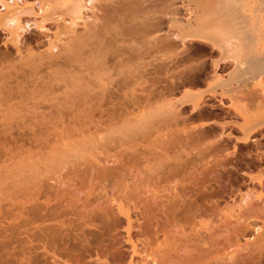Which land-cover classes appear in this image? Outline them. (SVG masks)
<instances>
[{
	"label": "bare ground",
	"instance_id": "obj_1",
	"mask_svg": "<svg viewBox=\"0 0 264 264\" xmlns=\"http://www.w3.org/2000/svg\"><path fill=\"white\" fill-rule=\"evenodd\" d=\"M1 4L5 10L0 11V28L6 32L4 45L11 48L8 55L0 56L1 233L13 229L23 235L40 264L41 255L53 254L51 247L64 237L65 209L74 213L59 197L67 185L64 179L89 177L103 192V197L97 196L99 207L111 210L104 219L126 223L125 235L117 244L122 252L126 250L128 264H175L165 257L166 251L153 252L138 238L146 234L137 231L143 228L142 220H149L148 198L169 210L175 224L190 227L186 236L195 241L191 252L200 256L190 264H264V244L250 249L251 242L239 245L226 258L214 257L215 237L209 240L204 234L212 231L219 216L217 199L196 197L197 183L179 179L184 165L162 164L171 149L180 148L189 156L197 150L190 146L194 134L198 137L193 132L197 126L189 128L187 111L200 116L208 102L203 100L205 90L199 89L200 73L191 66L197 59L189 56V46L217 54L211 58L214 68L229 64L226 68L232 69L226 72L228 84L216 71L220 77L211 84L212 73L205 72L210 83L206 94L215 98L216 88H227L221 96L231 103L219 94V104L243 121L232 122L242 136L227 133V141L219 142L229 146L236 139L262 149L253 136L264 130V0H9ZM33 31L36 36L28 37ZM241 86L244 89L239 91ZM248 97L251 106L246 100L243 103ZM201 124L205 127L209 122ZM102 134L109 135L108 141H102ZM238 149L234 145L232 150ZM127 151L129 159L145 162L143 178L130 179L121 164L120 157ZM263 180L257 175L247 180L258 184V192L247 182H228L231 189L242 192L244 208L253 196L264 203ZM243 187L248 188L244 193ZM125 205L129 209L123 210ZM86 209L78 208L80 218L74 221L94 229L95 216ZM260 213L264 214V206L258 214L233 217L238 240L249 231L253 218L263 224L255 229L263 234ZM84 232L69 237L78 241L83 237L89 243ZM248 249L255 258L238 260ZM105 256L96 263L108 264Z\"/></svg>",
	"mask_w": 264,
	"mask_h": 264
},
{
	"label": "rangeland",
	"instance_id": "obj_2",
	"mask_svg": "<svg viewBox=\"0 0 264 264\" xmlns=\"http://www.w3.org/2000/svg\"><path fill=\"white\" fill-rule=\"evenodd\" d=\"M1 1H9V0H0V11L3 12L5 10V7L1 4ZM35 34L36 31H33V33L31 34L29 33L27 34V36L30 37ZM5 40H6V32L0 28V56L2 57L4 56V54L6 55V53L8 55L9 52L11 51V48L8 49L4 45ZM196 48L197 47L189 46L190 49L189 56L193 59L194 57L197 59V60L192 59L193 63L191 65L192 68L193 66L194 67L196 66L194 68L195 69L194 72L197 74L199 73V65H198L200 63L199 57L200 55L203 54L206 55L207 51L205 53V50L203 51V49H199L200 50L199 51ZM197 52H200L201 54L199 53L198 55ZM194 53H196V55L192 56L194 55ZM213 54L212 55L209 54V57L210 55H211L210 58L217 56V54H215L216 56L215 55L213 56ZM262 55H264V53H262ZM4 60L6 61V59ZM223 66L224 65L221 64L218 67L214 68L212 65L210 71L213 70V68L215 70L211 71L210 73L213 74L216 71V73L220 75L219 71L220 68ZM230 70L232 71V69ZM212 74L210 76L212 79L211 84H213L218 79V77H220L218 75L217 77L215 73L213 75ZM230 75L231 74H229V76ZM221 76H222L221 79H225L226 83L228 84L227 73L225 75L221 74ZM236 83L237 82H233V85L235 86ZM232 86H230L231 91L235 90L236 87L240 85H237L236 87L233 86V88ZM242 86H241L242 89L239 87L238 90L239 89L243 90L244 86L243 87ZM218 89L217 88L215 89L216 93H218V95H216L215 98L209 97V95L206 94L209 88L205 90L206 92L203 91L205 94L203 96V100H205L206 102L208 101L207 103H205L204 101V103L206 104V105L204 104L205 105L204 107L207 110H209L211 113H213L216 107L211 106L209 104L210 102L212 104L213 103L218 104V101L216 100L217 98L218 99L221 98V100L227 103L230 102V99H224L221 96L222 92L227 91L228 89L225 87L222 88V91L219 87ZM219 94L221 96L220 98L217 97L219 96ZM178 96L181 97L182 96L181 93ZM243 100H244L243 103L246 100L247 102L250 103V104L248 103L250 106L253 105L251 104L252 101L250 98H246V99L244 98ZM247 102L245 103L246 105ZM256 102H258V100ZM207 105L209 106L207 107ZM255 107H257V104ZM255 107L252 106L253 109H256ZM229 112L232 111L229 110ZM187 114L190 116V120H191L188 122L190 123L189 128L191 129L193 127L192 124L193 125L195 124L197 126V129L194 130L193 132L198 134V137L194 133H192L194 134L195 137L194 140H192V142L194 141L193 144L191 145L192 142L190 143V146L195 147L197 150L192 151L190 153L191 154L190 156L189 154L188 155L184 154L180 148L174 150L171 149V151L167 150V152L168 151L170 152L166 153L167 155L164 157L166 162L165 160L164 162L162 161L161 162L162 164L164 163V165L172 164L178 168L184 165L183 171L185 173L182 176H179V179L182 178H184V180L189 179L191 182L194 181L197 183V189L193 190L195 192L194 194L197 195L196 197L199 198L200 196L203 195L209 200H213L214 197L217 199V203L219 205V211H220L219 216L214 218L213 221L214 228L212 229V231L204 234L206 239L209 240L211 235L212 237H215L214 246H213L215 250L212 251L211 253L213 254L214 257H217L218 260H220L222 258H226L228 254L235 252L238 249L239 245L245 246L247 243L251 242L253 243V245L248 246V248L250 249L257 247L259 245H263L264 232L262 235H258L259 233H257V231L255 230L257 229V227H262L263 224H261L260 222L256 224L257 222L255 223L254 218L251 219L250 220L251 228L249 227L248 229L249 231H247V233H245L244 236L243 235L240 236L241 238L239 237L238 240L236 234L234 233L236 222L235 219L233 218L237 214H242L244 215V217L258 214V209H263L264 206L263 200H259L257 197L253 196L252 199L248 202V205H246L247 207L244 204V208H242L241 205L242 192L240 193L237 189L236 190L231 189L229 186L231 181L233 182L238 181L237 183L239 182L244 183L247 182V180L249 181L250 175L264 176V174H260L264 172V163H263L264 157H262L264 155L258 157L259 155L264 153V152L262 153V151H264V135L262 136L263 131L253 136L256 140H259L261 142L262 145L261 148L263 150L257 148V146H255L254 143H250L244 146L236 142V139H232L230 141L229 146H227L225 143L221 144L223 140L227 141L226 139L227 137L225 138V135L227 133H232L236 137L242 136V132L238 129V127L236 126L234 127V125H232V122H234L233 124H235L237 120L238 123L236 124L239 123L242 124L243 121L240 122L238 118H235L234 121L230 120V122L223 121L221 123L227 124V126L222 127L221 125H218L220 127L219 129H216L210 124L206 125L205 127L202 126L201 123L203 121L202 119L201 121L199 120L201 117L198 114L191 113L190 110L187 111ZM201 133L202 134L207 133V135L201 136ZM104 136H105L104 134H102V136L100 135L102 141L104 142L103 139L105 138L108 141L109 135L107 136L106 134L108 138L107 137L104 138ZM128 137L129 138L133 137V135H129ZM220 140L222 141L219 142ZM129 145L132 146L131 144ZM234 145L238 146L239 149L237 151L239 152L237 151L234 152V150H232ZM224 148L225 149L227 148L228 151L227 150L225 151ZM204 150H206L208 153L206 151L204 152ZM222 150H224V152ZM255 150L257 152H255ZM253 151L254 153L257 154L255 155ZM128 154H129L128 151L122 153L120 160H122L121 164L125 165L126 169L130 171V172L128 171V173L130 174V179L143 178L145 165H146L145 162L143 161L136 162L133 159H129ZM251 154H253L254 156ZM252 158H255V160L253 161ZM161 162H159V164H161ZM218 165L221 166L223 165V166L222 168H219ZM249 165L253 169L249 170V168H251L249 167ZM254 167H256L257 169L259 168L258 170L260 171V173H257L259 171H257V169H255ZM248 170L251 172V174L249 173ZM218 174H221L220 181L218 180ZM64 182L67 185L65 187L63 186V188L61 187L62 190L65 191L63 192L61 190L59 197L64 198L62 200L66 201V206L69 205L70 209H73L74 213L71 212V210L69 209H65L67 212L64 213L65 217H63V220L65 221L66 227L65 230H62L64 237L58 240L53 247H51L52 246L51 243L49 244V246L54 250L53 254L51 253L49 255L42 254L40 257V264H99L96 263V261L98 257L102 255H106L105 257H108L109 259L107 260L108 264H128V260H126L125 257L126 253L125 254L123 253L126 252V250L123 248L125 251L122 252V249H119L121 247H119V245L117 244V239L125 235L124 230L126 227V223H121V222L117 223L116 221L113 222L114 219L113 217H112V221H107L106 219H104L105 212L106 211L111 212V210H109L108 208L106 209L105 206L99 207L97 196L103 197V195H101L103 194V192L101 193V191L97 189V187H99V185L96 186L97 182H93V180H91V178L89 177H80L77 179L74 176H71V178L69 177L64 179ZM247 183L249 184V186L254 188V192L259 191L258 184H250V182ZM247 189L248 188L243 187L242 188L243 193L247 191ZM203 196L200 198L201 199L204 198ZM62 200H60L61 201L60 203L64 205L65 201L63 202L64 203L63 204ZM77 201L79 202L78 204ZM145 204L148 205L147 206L148 208H150V210H148L147 212V218L150 221L142 220L143 228L142 230L137 231L141 233L143 231L146 232V234L138 236L140 242L145 244V247L149 248L153 252L166 251L167 254L165 257L175 261V264H190L191 260H197L198 258H200L199 253L197 251L191 252V249L195 247V241H192L193 238H189L186 236V234L190 232V227L188 225H185L184 223L175 224L172 221L171 212L165 208L159 207L158 204H155L149 198ZM128 206L129 205H125L123 207V210H125V208H128ZM78 208L83 212H84L83 209L87 208L86 210L88 213L94 214L95 216L94 224L96 226L94 229H90L88 228V226L87 227L83 226L84 224H82L83 222L81 221H74L80 218L78 216V211H79ZM260 215H261L260 217L264 219V214L260 213ZM149 228H157V231L164 229V232H158V234L153 233L152 232L153 230ZM81 230L85 231L84 233L86 235V240L88 238L89 243L83 241L85 240L83 237L81 238V241L69 237V235L71 234L73 235V233L75 234L77 232H80ZM25 241H26L25 237L23 235L20 236L19 232H17L16 230L9 229L7 235H4L3 233L0 232V264H37L33 258L31 251L29 250V246L26 245ZM5 242H8V244H5ZM187 249H188V254L184 253L185 250ZM250 249H248L245 252H242L238 257V260L248 261L250 260V256H252V258H255V255L253 256V254H251ZM117 250H119L120 252H118Z\"/></svg>",
	"mask_w": 264,
	"mask_h": 264
},
{
	"label": "flooded vegetation",
	"instance_id": "obj_3",
	"mask_svg": "<svg viewBox=\"0 0 264 264\" xmlns=\"http://www.w3.org/2000/svg\"><path fill=\"white\" fill-rule=\"evenodd\" d=\"M210 54V53H209ZM209 54H207V56L209 57ZM202 56V55H201ZM200 56V57H201ZM208 57H206V55H205V58H204V56H202V58H200L199 59V62H200V64H202V65H204V70H203V67H201V66H199L202 70H201V72H199L200 73V76H201V78H200V83H202V84H200V86L202 85V86H204L205 84H206V82H207V80H209L208 78H207V76H205V72H207V74H209L211 71H208V70H210V68H211V66H210V64H211V58L209 59ZM224 66L223 67H221L220 68V71H219V73L221 74H226V72L228 71V69L226 68L227 66H228V64H223ZM206 68H208V70L206 69ZM226 68V69H225ZM200 70V69H199ZM224 70V71H223ZM204 73V75H203V73ZM209 72V73H208ZM203 78V79H202ZM207 78V79H206ZM203 81H202V80ZM260 94V93H259ZM258 95V94H257ZM258 97H260L259 95H258ZM249 98V97H248ZM251 99V98H250ZM217 101H218V99H216ZM210 105H212V106H215L216 108L214 109V111H213V113H211V112H209L205 107L203 108V110L202 111H204L203 113H202V115H200V117L202 118H205L204 116H206V115H211V117H212V121L210 120V118L211 117H207V118H209L208 119V121L206 120V118H205V120H203V121H206V122H209V124H211V123H213V121H215V120H217V121H221V122H223V121H228V122H230V120H232V121H234L235 120V115L233 114L234 112L232 111V112H229L228 110L229 109H223L221 106H220V104H219V101H218V104L217 103H213V104H210ZM208 112V113H207ZM222 112V113H221ZM206 114V115H205ZM239 119V118H238ZM239 121L241 122L242 121V119H239ZM211 126H213L214 128H216V129H219V127L220 126H218V125H216V124H211ZM261 131H263V133H262V136L264 135V130H261ZM260 131V132H261ZM259 133V132H258ZM257 133V134H258Z\"/></svg>",
	"mask_w": 264,
	"mask_h": 264
},
{
	"label": "crops",
	"instance_id": "obj_4",
	"mask_svg": "<svg viewBox=\"0 0 264 264\" xmlns=\"http://www.w3.org/2000/svg\"><path fill=\"white\" fill-rule=\"evenodd\" d=\"M229 65V64H228ZM233 66V65H232ZM208 82V81H207ZM207 82H206V84L204 85V86H206L207 85ZM208 86V85H207ZM202 87V86H200L201 88H199V89H203V90H206L208 87ZM206 88V89H205Z\"/></svg>",
	"mask_w": 264,
	"mask_h": 264
}]
</instances>
